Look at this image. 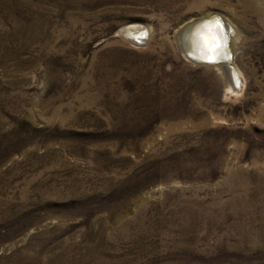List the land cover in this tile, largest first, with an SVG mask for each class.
<instances>
[{"label":"rangeland","instance_id":"374dc122","mask_svg":"<svg viewBox=\"0 0 264 264\" xmlns=\"http://www.w3.org/2000/svg\"><path fill=\"white\" fill-rule=\"evenodd\" d=\"M0 264H264V0H0Z\"/></svg>","mask_w":264,"mask_h":264},{"label":"water","instance_id":"95a60500","mask_svg":"<svg viewBox=\"0 0 264 264\" xmlns=\"http://www.w3.org/2000/svg\"><path fill=\"white\" fill-rule=\"evenodd\" d=\"M217 21L219 23H216ZM132 26V29L141 27L140 32L142 33L132 32L131 28L127 27L120 31L122 37L135 45H145L148 39V28L145 25L133 24ZM233 34L234 31L228 21L223 16L213 13L195 18L177 33L176 38L183 55L188 60L197 64H224V69L229 70L235 76L234 80L238 83L237 90H240L242 81L234 63V52L230 46ZM190 37L192 43L189 41L190 46L187 50L185 45ZM217 44L220 46L217 47ZM210 59L213 62H209Z\"/></svg>","mask_w":264,"mask_h":264},{"label":"bare ground","instance_id":"6f19581e","mask_svg":"<svg viewBox=\"0 0 264 264\" xmlns=\"http://www.w3.org/2000/svg\"><path fill=\"white\" fill-rule=\"evenodd\" d=\"M195 18H193L192 20H190V22H192L193 20H194ZM189 22V23H190ZM189 23H186L182 28H180V30H179V32L180 31H182L186 26H187V24H189ZM232 27H235L234 25H232ZM236 29V28H235ZM130 30H132V32H139V34H141L142 32H140L141 31V27L140 28H138V29H130ZM178 32V33H179ZM189 32V30L186 32V34ZM236 35V34H235ZM137 39H139V40H141L140 38H137ZM191 37H190V39L187 41V43H186V45H185V49H187L188 50V46H190V43H189V41L192 43V41H191ZM233 40V39H232ZM231 49L233 50V46H232V42H231ZM219 70H220V72L222 73V75L225 77V81H226V89H227V92L228 93H234V94H238V93H240V90L243 88V82H242V85H241V88H240V90H237V88H238V83L234 80L235 79V76L233 75V73H231L229 70L228 71H226L225 69H224V64H216L215 65ZM238 74H239V76H240V78H241V81H243V77H242V74H241V72L240 71H238Z\"/></svg>","mask_w":264,"mask_h":264},{"label":"snow or ice","instance_id":"6c2138e0","mask_svg":"<svg viewBox=\"0 0 264 264\" xmlns=\"http://www.w3.org/2000/svg\"><path fill=\"white\" fill-rule=\"evenodd\" d=\"M216 23H219V21H217ZM221 27H222V26H221ZM216 46L219 47L220 45L217 44ZM209 62H213L212 59H210Z\"/></svg>","mask_w":264,"mask_h":264}]
</instances>
